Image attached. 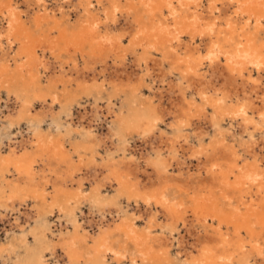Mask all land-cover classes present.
<instances>
[{"label":"bare ground","instance_id":"6f19581e","mask_svg":"<svg viewBox=\"0 0 264 264\" xmlns=\"http://www.w3.org/2000/svg\"><path fill=\"white\" fill-rule=\"evenodd\" d=\"M136 1L140 7L136 6L134 0H127V5L120 0H75L74 4L72 0H59L58 10L62 14L70 15V6L73 7L72 10L83 8L80 11L81 16L76 20V33L66 34V30H60L61 28L57 27L59 23L56 24L61 35L59 37L64 42L62 50L65 53L73 51L82 65L81 73L84 77L92 75L90 78L93 83L89 85L80 78L84 83L79 86L80 93L94 98L97 102L101 100L102 93L107 92L108 102L104 110L108 114L116 115V121L109 130L111 144L117 140L114 151L106 150L104 155L95 151L88 164L86 163L83 178L80 180H75V175L82 166L78 163L76 165L66 153H78L87 145L95 146L94 134L90 128L80 132L73 128L70 122V108L67 110L66 119H51V104L57 102L56 89L59 84L63 87L68 81L64 79L66 74L63 66L57 65L59 74L55 75L53 71L48 77L45 76L46 91L40 92V86L43 84V77L40 75L51 70L50 62L45 58L49 53L57 60L59 54L55 56L53 48L37 39L36 43L41 45H33L35 41L33 44L30 42L31 34L21 23V13L15 11L16 7H9L12 4L14 6V0H8L6 8L3 5V8H0V14H4L3 10H10L5 17L9 19L6 23L8 25L4 28L0 26V45L4 41V46L9 50L13 40L18 44L25 43L19 53L26 60V64L16 65L13 71H9L8 64L0 60V88L4 90L12 105L11 108L8 107L5 126L14 129L21 128L24 124L28 135L26 143L29 145H25L21 153L10 150L4 157L0 151V207H8V203H17L19 200L22 207L28 203L38 204L41 213L57 217L55 222L50 223L48 219H40L39 216L36 218L32 213L35 217L32 218L33 221L29 219L32 221L30 222L27 220L29 213L24 214L29 228L24 230L19 227L21 225L15 223L14 226L19 231H14L8 241L10 253L5 254L6 249L1 247L0 254L8 255L12 264H252V261L257 262V257L263 258L260 264H264L263 250L258 247L259 241L264 244V163L262 165V161H257V157L253 155L254 146L259 147V138L264 144V45L257 46L260 41L258 36L261 32L264 33V28L260 27L264 19V0H155L153 7H148L150 0ZM203 1L210 7L206 11L202 8ZM23 3L29 8L31 0H24ZM217 4L226 9L230 8L229 11L233 9L229 15L222 17ZM38 5L43 13L36 17V26L41 27L43 21L49 19L54 25V13L48 9L46 0H38ZM130 14L134 15V18L130 19L132 22L128 19ZM244 17L248 20L247 25L251 19L257 23L253 37L242 35L240 21ZM121 21L123 25L118 26L117 23ZM196 39H200L199 42H196ZM109 54L114 57L111 63L113 68H123L128 56H131L134 63L132 65L143 75L134 76V79L133 76L128 78L127 85L125 82H121L124 85H116L111 80L107 82V87L105 81L98 82L99 76H104ZM43 58L46 61L39 62L42 63L43 73L39 72L41 67L36 62L37 66H33L34 74L24 77L25 69L29 68L26 65ZM204 64L208 65L207 70L210 72L208 80H204V76L201 78L202 75L199 74ZM96 65L103 67L101 71L97 70L98 73L95 71ZM77 69L73 66L71 71L77 72ZM153 72L160 73V83L168 80L167 78L178 79L175 88L171 90L179 92L181 103L171 112L172 122L166 132H162L159 126L163 118L160 106H153L152 100H141L145 77L151 78ZM156 77L158 78L156 75L151 82H155ZM238 78L242 81V87H248L249 90L247 93L242 88L240 96V92L232 94L230 88L227 89L228 85L230 87ZM73 95L67 98L65 96L69 107L76 96ZM50 96L52 102L45 107L46 98ZM122 97L124 106L114 110L116 106L113 101L121 100ZM194 97L201 100V107H196ZM36 104L44 108L42 112H33ZM94 110V116L100 119L103 114L101 108L95 105ZM209 110V127L220 136L214 138L211 144L205 145L200 129L192 131L191 128L194 126L193 119L201 114L207 117ZM47 119L51 122L45 131L43 125ZM226 120L233 124L238 123L233 121L240 120V128L248 134L249 146L246 147L251 152L243 149L245 154L252 155V164L246 171L238 167L240 161H245L246 155L243 156L244 153L240 154L234 147H227L225 138L221 137V125ZM131 133H135L139 140L148 142L152 150L150 155L144 158H127L131 143L123 139V134ZM73 136L81 138L71 140ZM66 144L70 146V150ZM162 145L165 146L164 150ZM179 149L185 152L184 155L189 154V157L198 160L201 156L205 158L195 176L198 180L196 186L192 188L197 193L191 198L193 216L204 224L208 218L218 221V227L216 230L212 228V234L205 232L202 238L196 237L191 245L184 238H176L177 224L181 222L185 226L187 209L176 195H173L175 201L171 203L166 187L168 182L164 179L169 172L167 168L171 166V161L178 160ZM216 152L219 153V158H215ZM44 158L49 161L44 163L47 170L36 166L38 161L40 163ZM53 160L57 162L56 167L50 165ZM141 167L144 169L145 182L139 180L137 175ZM149 167L152 168V173L155 172L153 176L146 174V168ZM221 167L225 173H218L216 178L215 172ZM9 173L13 177L10 181L7 178ZM231 177L235 179L234 184L229 183ZM202 178L205 179L202 181ZM21 179L23 183L20 184ZM65 180L76 181L77 187L70 191L67 184L65 188L59 185L60 181ZM84 180L89 181L91 185L87 191L82 188ZM107 185L112 189V193L104 192ZM46 187L52 188L53 192H48ZM232 190L238 193L237 198L233 194L238 202L235 203L236 207H230L228 204L231 203L228 195ZM205 191L213 192L210 200L202 197ZM122 201L125 206H122ZM130 205L135 211L127 210ZM241 206L244 212L241 211ZM85 207L91 216L98 218L94 220V232L85 230L86 221H83L84 224L80 222L81 216L77 214V211L82 213L81 208ZM25 208L26 206L23 209ZM225 208L228 213L223 215L222 210H226ZM144 211L148 212L147 221L142 224L143 227L137 226L143 215L140 216L139 213ZM158 213L162 214L163 221L157 218ZM33 215L30 214V217ZM108 218L110 224H104ZM157 219L160 223H157ZM223 226L227 230L229 226L234 227L235 235L230 237L227 231L222 230ZM155 227L159 228L158 234L154 233L157 230ZM190 228L189 226L185 229L192 235ZM241 231L248 234L247 242L240 237ZM171 247L177 250V254L183 253L184 259H176L178 255L175 258V255L170 254ZM47 255L50 258H47ZM50 259L53 261L49 262Z\"/></svg>","mask_w":264,"mask_h":264},{"label":"rangeland","instance_id":"374dc122","mask_svg":"<svg viewBox=\"0 0 264 264\" xmlns=\"http://www.w3.org/2000/svg\"><path fill=\"white\" fill-rule=\"evenodd\" d=\"M123 4H126L127 5V0H120ZM148 1V0H147ZM181 1H186V0H181ZM24 0H14V6L12 4V6H9L10 8H13V7H16L17 10H15L17 13L19 12V14L21 15V23L22 25L24 26V28L31 34V40L30 42L32 43L33 41L34 44L33 45H39L37 44V40H39L42 44H47L48 46H50L51 48L54 49V54L56 56V54L58 55L59 54V57L57 58V60H55L56 58L54 57V55H50L49 53L47 54V57L45 58L47 61L50 62V68L52 70V68H56L55 70H48L46 72V74H41L40 77H43L41 78V81H42V85L40 86V92L44 93L46 91V77L45 76H49L52 74V72L54 71V74L57 75L59 74L58 73V66H63L64 69H65V85L62 87V85L59 84V87L58 89H56V100L57 102L55 101L53 103V105L51 104V107H52V112H53V116L51 117V119H66V114L68 113L69 111V108L71 109V112L72 113V124H73V128L80 132V131H84L86 129H91L93 134H94V141H95V146L93 145H87L83 148H81V150H79L78 153H75V151L71 152V151H68V153H66V156H71L72 158V161L74 163H78L79 166H82V168L80 167V170H79V173L77 172V175H75V180H80L81 178H83V173H84V168H86V163L88 164L90 158H91V155L93 153H95V151H98L99 153H102L104 155L105 151L107 150L108 152H112L114 151V144L117 143V140L115 139V143L113 142V145L111 144V133L109 132L110 129H112V126L114 125V122L116 121V115L115 114H108L106 112L105 107L107 105V102H108V96H107V92L105 93H102L101 95V100H98L97 102L94 101V98L92 97H88V96H85V94H81L80 93V89H79V86L84 84L83 82H85V84H92L93 83V80L90 78V76H86L85 77L83 76V74L81 73V67L82 65L79 63V60L77 59V57L73 54V51L70 50V53H65L62 48H63V40L60 38L61 35L59 33V31H57V28H56V24L59 23V26L57 27H60L59 29L60 30H66V34H69L71 32L72 33H76L77 31V28L75 27L76 26V20L79 19V17L81 16V12L83 10V8L81 7H78L76 10L71 8L70 6V9L72 12H70V15H67V14H62L58 9H60L59 7V0L58 2L56 0H46L47 4H48V9L50 11H53V15H54V19L55 20V24L53 25V21H51L49 19V21H43V23L41 24V27H37L36 26V17H39V15H41V13L43 12H40V9L41 8L39 5H38V0H31V3H30V6L29 8L23 3ZM37 2V4H36ZM136 2V4L138 3L136 0H134V3ZM3 3V4H2ZM72 3L74 4L75 3V0H72ZM150 4H148V7H153L154 6V3H155V0H150L149 2ZM8 4V0H0V8H6L5 6ZM202 8H203V11L205 10H208L210 7L209 5L203 1L202 3ZM3 5V7H2ZM150 5V6H149ZM220 5V6H219ZM36 6V7H35ZM39 6V7H38ZM137 7L140 5L137 4L136 5ZM27 7V8H26ZM244 7V6H243ZM243 7L241 8V10H243ZM245 8V7H244ZM33 9V10H32ZM217 9L220 10V15H229L232 11H229V9H226L224 8L223 5L221 4H217ZM226 9V10H225ZM246 9V8H245ZM35 10V11H34ZM76 12H75V11ZM202 11V9H201ZM8 12L9 11H4L3 10V13L4 14H0V26L2 28L5 27V25L7 26L8 24V21L9 19L8 18H5L6 16H8ZM66 12V11H65ZM228 12V13H227ZM27 13V14H26ZM40 13V14H39ZM7 14V15H6ZM35 14V15H34ZM37 14V15H36ZM26 15V16H25ZM67 15V16H66ZM263 15V14H262ZM69 16V17H68ZM79 16V17H78ZM222 16V17H224ZM63 17V18H62ZM60 18V20H59ZM66 18H70L69 20H66ZM133 19L134 18V15L133 14H130V16L128 17V19ZM7 19V20H6ZM23 19V20H22ZM2 20V21H1ZM5 20V21H4ZM128 20V24H130V22H132L130 20L129 22ZM23 21V22H22ZM25 21V22H24ZM59 21V22H57ZM245 21V22H244ZM247 18L244 17L243 19H241L240 21V25L241 27L243 28V31H242V35L244 37H253L254 36V30H255V25L257 24L256 21L254 20H250V23H248L247 25ZM254 21V23H253ZM2 22V23H1ZM27 22V23H26ZM47 24H45V23ZM57 22V23H56ZM63 24H61V23ZM243 22V23H242ZM123 22H118L117 25L120 26L123 25L122 24ZM45 24V25H44ZM68 24V25H67ZM254 24V26H253ZM4 25V26H3ZM29 25V26H28ZM63 25V26H62ZM67 25V26H66ZM245 25V27H244ZM173 26V25H172ZM51 27H53L51 29ZM55 27V28H54ZM65 27V29H64ZM67 27V28H66ZM72 28L70 30V28ZM260 27L263 29L264 28V19L263 21H261L260 23ZM69 28V29H68ZM37 29V30H36ZM48 29H51L50 31ZM54 29V30H53ZM75 32H74V31ZM261 30V29H260ZM49 31V32H47ZM54 33H52V32ZM48 33V34H47ZM264 33H260V35L258 36L259 40L257 42V46H261V45H264ZM47 35V38L45 39V36ZM49 35V37H48ZM60 35V37H59ZM70 35V34H69ZM37 37V38H36ZM43 37H44V40H43ZM58 37V38H57ZM66 38H68V36H66ZM184 38H186V36H184ZM37 39V40H36ZM43 41H41V40ZM58 39V40H57ZM45 40L48 41V43L45 42ZM186 40V39H185ZM198 40L200 39H196V42H199ZM38 41V42H39ZM29 42V43H30ZM28 43V44H29ZM63 43V44H62ZM25 45V43H22V44H18L16 43L14 40H13V43H12V47L11 49L8 50V48H6V46H4V41H2V45L1 48H0V60H3L5 61L6 64H8V67H9V71L14 69V67L19 66L21 64H24L25 63V58L24 56H20V53L19 52H22V47ZM41 45V44H40ZM55 47V48H54ZM7 49V50H6ZM61 49V50H60ZM6 52L4 55L3 53ZM9 52V53H8ZM15 53V54H14ZM2 54V55H1ZM8 54V55H7ZM181 54V52H180ZM14 55V56H13ZM18 55V56H17ZM182 55V54H181ZM14 57V58H13ZM55 59H54V58ZM112 54H109L108 57H107V65H106V70L104 71V76H99L98 78V82H103L105 81L106 83L109 81L112 80L113 83H115L116 85H127L126 83L128 82L127 79L128 78H133L134 79V76H141L143 75L141 72H138L136 71L137 69L134 68V66L132 64L133 63V60L131 59L132 57L128 56L127 58V63L125 62V64L123 65V68L122 67H115L113 68L112 64L113 63V59L114 57ZM24 58V59H23ZM63 58V59H62ZM110 58V59H108ZM44 58L43 59H39L37 61H34L32 63H29L27 66L28 69H25L24 71V74L25 75L24 77H28L30 75H33L34 72H35V69L33 66H40L42 65L43 62H45ZM74 59V60H73ZM76 60V61H75ZM112 62H111V61ZM42 62V63H39V62ZM67 61V62H66ZM38 64H37V63ZM57 62V64H55ZM59 62V63H58ZM78 62V63H77ZM73 63V65H72ZM26 64V63H25ZM34 64V65H32ZM37 64V65H36ZM52 64V65H51ZM55 64V65H53ZM75 64V65H74ZM79 64V65H78ZM31 65V66H29ZM205 66H202V70H200L199 74L202 75L201 78H203L204 76V80H208L209 78V75H210V72L207 70L208 69V65L207 64H204ZM52 66V67H51ZM73 66H76L78 69H77V72L76 71H71V69L73 68ZM71 67V68H69ZM103 69V67H100V65H96V72L98 73V71H101ZM31 74H30V72ZM98 70V71H97ZM43 68L41 67L39 72L43 73ZM50 71V72H49ZM33 72V73H32ZM70 72V73H69ZM95 72V73H96ZM119 72V73H118ZM77 73V74H76ZM158 73V74H157ZM253 74V73H252ZM69 75V76H68ZM71 75V76H70ZM123 75V76H122ZM158 76V78L154 79L155 82H151V79H153L155 76ZM79 76V77H78ZM106 76V77H105ZM207 76V77H206ZM82 77V78H81ZM87 77V78H86ZM90 79H89V78ZM159 77H160V73L159 72H153L152 73V76L151 78H147L145 77V83H144V88L142 87L141 91H142V95H141V100L142 101H146L148 102L149 100H152L153 102V106H160L159 109L163 110V118H162V122L161 124L159 125L160 128H161V131L162 132H166L167 130H169L168 128V125L172 122V115H171V112L172 111H175L176 108H178V106H180L179 103H181V98L179 97V92L177 90H175L176 92H174V90H171L172 88L174 89L176 83H178V79H176V77H172V79H169L167 78L168 80H165V82L163 83H160L159 82ZM77 78V80H76ZM83 79L81 81V79ZM85 78V79H84ZM206 78V79H205ZM2 79V78H0ZM124 79V80H123ZM150 79V80H149ZM175 79V80H174ZM71 80V81H70ZM75 80V82H74ZM92 80V81H91ZM115 80V81H114ZM173 80V81H172ZM1 81V80H0ZM77 81V83H76ZM117 81H118V84H117ZM168 81V82H167ZM69 82V83H68ZM81 82V83H80ZM88 82V83H86ZM104 82V84L109 87L108 83L106 84ZM121 82H125L124 84L121 83ZM170 82V83H169ZM121 83V84H120ZM242 81L241 79H237L234 83L230 84V87L228 85L227 89H229L230 93L232 92L233 93H236L238 94L239 92V96L242 92V85H241ZM68 84V85H67ZM75 84V85H74ZM174 84V85H173ZM1 85V84H0ZM130 86V85H129ZM65 87V88H64ZM163 87V89H162ZM45 88V89H44ZM167 88V89H166ZM162 90V91H161ZM243 90H248V87L246 88H243ZM4 90L0 88V151H1V156H6L8 151L10 150H14L15 152L17 153H21L23 150H24V147L25 145L27 146L28 144L26 143V141L28 140V135H27V132H26V127L24 124L21 125V128H8L6 125V114H8V107L11 108L12 105L11 103L8 101L7 99V95L5 92H3ZM173 91V92H172ZM237 91V92H236ZM245 91V92H246ZM249 91V90H248ZM247 91V93H248ZM154 92V93H153ZM5 93V94H4ZM66 93V94H65ZM70 93H72L71 95H69ZM159 93V95H158ZM3 94V95H2ZM74 94V95H73ZM190 94V91H188V95ZM75 96L74 98V101L72 102V105L69 107V103L66 104V98L68 96ZM169 95V96H168ZM66 96V98H65ZM189 97V96H188ZM48 98V99H47ZM46 100H47V103L46 105H44L45 107L49 106V102L51 103L52 101L50 100L51 99V96L50 98L47 97ZM59 100H58V99ZM161 98V99H159ZM168 98V99H167ZM195 98V102L194 104H196V107H201L202 104L201 103V100L197 97H194ZM198 99V100H197ZM8 101V102H7ZM161 101V102H160ZM113 103L115 104L114 106V110H118L121 106H124V97H122V99L120 100H114ZM40 104H36L35 106V109H34V113H40L43 111V107L42 106H39ZM95 105H98L99 108H101V111L103 112V114L101 115V120L97 117H95V113L96 111L94 110L95 109ZM104 107V108H103ZM39 108V109H38ZM68 108V109H67ZM41 109V110H40ZM171 111H170V110ZM37 110V111H36ZM68 110V111H67ZM36 111V112H35ZM67 111V112H66ZM165 111V112H164ZM195 113V112H193ZM208 113V114H207ZM206 113V116L205 117L204 115H199V117H195L193 119V124L194 126L192 125V131L196 130V129H200L201 131V137H203L204 139V144L205 145H208L209 143L211 144V141L214 140V138H218L220 136V134L215 133L213 132L210 127H209V116H210V113L211 111H207ZM251 115V114H250ZM115 118V119H114ZM202 119V120H201ZM48 121L46 123H44L43 125V129L46 131L48 129V124L51 122L50 119H47ZM200 120V121H199ZM240 120H237V121H233V122H238V123H232L230 122L229 120H226L224 121L221 125L222 126V131H223V134H221V137L225 138V143H226V146L227 147H234L233 149H236V151H239L240 154H243L246 155L245 158V161H240L239 163V168L241 170V168L243 170H248V168H250L249 166L252 164V158H251V154H245V151L244 149L248 150L249 152H251L250 149H247L246 146H249V138H248V134H246V132H244L243 129H241L242 127L240 126V123H239ZM196 123V125H195ZM206 126V127H205ZM209 129H206L208 128ZM241 127V128H240ZM228 129V130H227ZM211 130V131H210ZM241 132V133H240ZM135 133H131L130 135H127V134H123L124 138L123 139H127L128 143L130 144V152L128 151L127 152V158L129 156H133L134 158H140V157H146L147 155H150L152 153V150L150 148V145L148 144V142H143L141 140H139L138 138H136L137 136L134 135ZM223 135V136H222ZM136 136V137H135ZM257 136V135H256ZM133 137V138H132ZM75 138L80 139L81 136H73L71 140H74ZM258 139V137H256ZM25 139V140H24ZM11 140V141H10ZM105 140V141H104ZM130 141V142H129ZM11 142V143H10ZM260 142V143H259ZM207 143V144H206ZM241 143V144H240ZM259 143V144H258ZM108 144V145H107ZM149 145V146H148ZM2 146V148H1ZM29 146V145H28ZM259 146V147H258ZM263 146V147H262ZM66 147L70 150V146L66 144ZM163 148V150L165 149V146L162 145L161 146ZM257 147L254 146V153L253 155H255L257 157V161H262V165L264 163V160H262V158L264 159V144H262V141L260 140L259 138V141L257 140ZM17 148V149H16ZM244 148V149H243ZM238 149V150H237ZM260 149V150H259ZM262 149V150H261ZM240 150H243V151H240ZM256 151V152H255ZM58 152V151H57ZM183 152V155L181 156ZM243 152V153H242ZM217 156L215 158H219V153L216 152ZM185 152L180 150L179 149V153H178V160L177 159H174L171 161V166L167 169H169L168 173H167V176L164 178L168 183L166 185L167 187V191L169 193V197L171 198V203H173L175 201V199H173V195H176L178 196V199H181L183 202H184V207L187 209L186 212H187V217L185 219V226H183V224L180 222L178 223L177 225V232H176V238L180 237L179 239L181 238H184L186 240L187 243H189V245L193 244L195 242V239L196 237L199 236V238L203 237L204 233L205 232H208V233H213V229L216 230V228L218 227V221L216 219H207L206 221V224H204L203 221H197L195 219V217L193 216V208H192V202H191V198H193L197 193L194 192V189L193 186L195 185L196 186V182L198 181L197 178L195 177L196 176V173L198 172V169L201 168L202 166V163L204 162L205 158L203 156H201V158L198 160L197 158H192V157H189V154L188 155H184ZM258 154V156H257ZM165 155V154H164ZM249 155V156H248ZM187 156V157H185ZM261 156V157H260ZM183 159H182V158ZM189 157V159H187ZM203 157V158H202ZM247 157L249 159H247ZM116 158L118 159L119 157L116 156ZM127 158L125 160H127ZM180 158V159H179ZM251 158V159H250ZM248 161H247V160ZM45 160V161H44ZM180 160H183V161H180ZM198 160V161H197ZM43 165H42V163ZM39 163H37L36 166H38L37 168H44V170H47V166L44 167V163L47 164L49 161L46 160V158L43 159V161H41ZM244 162V163H243ZM186 163V164H185ZM190 163V164H189ZM52 164L56 167V160H53V161H50V165L52 166ZM85 164V165H84ZM200 164V165H199ZM184 165V166H183ZM186 165H189V166H186ZM244 165V166H243ZM40 166V167H39ZM52 166V167H54ZM176 167V168H175ZM178 168V169H177ZM190 170H188V169ZM149 169V170H148ZM262 169H264V165L262 166ZM143 168L141 167L140 169V172L137 173L138 177H139V180H141L142 182H145L146 178L143 174ZM221 170V171H219ZM173 171V172H172ZM146 174L150 175V176H153L155 174L152 173L153 170L152 168H146ZM183 175H181V174ZM218 173H225V170L223 167L219 168L216 172H215V177L218 178ZM169 174V175H168ZM174 174V175H173ZM176 174V175H175ZM177 174H180L177 175ZM190 174V175H189ZM237 174V172L235 173V175ZM9 177H7L9 179V181L11 179H13V177L10 175V173L8 174ZM80 176V177H79ZM183 176V177H182ZM11 178V179H10ZM2 179V178H0ZM154 179V178H153ZM205 178H202V181L204 180ZM234 177L232 178L231 177V180L229 181V183L231 184H234L235 182V179L233 181ZM74 180V181H75ZM155 180V179H154ZM218 180V179H217ZM23 179H21L19 181V183H23L22 182ZM176 182L178 184H176ZM67 186H70L68 190H72L74 188L77 187V184H76V181L73 182V181H68V180H65V181H60L59 182V185H61L62 187H66ZM72 184V185H71ZM169 184V185H168ZM186 184V185H185ZM64 185V186H63ZM76 185V186H75ZM179 185V186H178ZM90 183L89 181H82V188L87 191L90 187ZM50 187V186H48ZM186 187V188H185ZM47 188V187H46ZM191 188V189H190ZM48 189V192L52 193L53 192V189L52 188H47ZM108 189V190H107ZM106 190V191H105ZM178 190V191H177ZM192 190V191H191ZM189 191V193H188ZM104 192H109V193H112V189L109 188V185H107L105 188H104ZM181 192V193H180ZM233 194L234 196H236L235 198H237L238 193L234 192V190H232L231 192H229V199L231 201V203H228L230 205V207H236V204L238 203L234 197H233ZM212 195H213V192L212 193H207L206 191L202 194V197H205V199H209L212 198ZM210 196V197H209ZM231 196V198H230ZM168 198V199H170ZM16 200V199H15ZM177 200V199H176ZM19 200H17L15 203V201H13L11 204L8 203V207H0V248H5L6 252H4L5 254H8L10 253V248L8 247V241L12 238L13 236V232L16 231V233H18V228H16V226H14L15 223H18L17 225H21L19 227H22L24 228V230H27L29 228L28 224L29 222L25 221L26 218H25V215L28 214L29 215V218L27 219L28 221L32 222L33 221V217L36 216H39L40 219H48V221L50 223H53L56 221L57 217H51L50 215L48 214H44V213H41L40 211V208L38 206V204L34 205V204H31V203H28L25 208V210L23 209L25 206H21L19 205ZM123 202V201H122ZM236 203V204H235ZM18 204V205H17ZM31 204V205H30ZM12 205V207H11ZM17 205V206H16ZM74 206V203L72 204ZM20 208H19V207ZM122 206H125V203L123 202L122 203ZM10 207V208H9ZM130 207V208H129ZM127 210L129 212H133L135 211L134 209H132V205H130ZM256 207V206H255ZM28 208V209H27ZM29 208L31 210H29ZM5 209V210H4ZM10 211H7L9 210ZM12 209V210H11ZM35 209V211H34ZM226 209V208H225ZM242 209L241 211L244 212L243 210V206H241ZM30 211V212H28ZM81 211L82 213H79L77 211V214L79 216H81L79 219H80V222L83 223V221H86L84 222V227H85V230L87 229V231H90V232H94L96 230L95 228V223H94V220H98L97 217H93L89 214V211L88 209L85 207L84 209L81 208ZM143 211V210H142ZM35 215H33V214ZM40 213V214H39ZM139 213V212H138ZM147 213L148 212H145L144 213H139V215L141 216L142 214V219L139 223H137V226H141L143 227V223H145L147 221ZM192 213V214H191ZM222 213L223 215H226L228 212H227V209L226 210H222ZM2 214V215H1ZM25 214V215H24ZM30 214L33 215L30 217ZM81 214V215H80ZM159 214V215H158ZM158 219L161 221H163V217H162V214L158 213ZM50 216V218H49ZM145 216V217H143ZM182 216V214H180V217ZM93 217V218H92ZM82 218V219H81ZM162 218V219H161ZM25 219V220H24ZM31 219V220H29ZM157 219V223H160V221ZM25 222H24V221ZM212 220V221H211ZM110 218L106 219L104 221V224L105 223H109L110 224ZM193 221V222H192ZM197 221V222H196ZM89 222V223H88ZM28 223V224H27ZM91 223V224H90ZM16 225V224H15ZM155 225V224H154ZM13 226V227H12ZM191 227L190 228V232L192 235H189L190 233H187L186 232V229L187 227ZM209 226H212L211 228H209ZM15 227V228H14ZM208 228V229H207ZM213 228V229H212ZM157 229V230H156ZM155 230L154 233L155 234H158L159 232V228L158 227H155ZM196 230V231H195ZM223 231H227L228 232V235L231 237L233 234L235 235V229L234 227L232 226H229V229L227 230V228L225 226H223L222 228ZM232 232V233H231ZM259 232V231H258ZM196 234V235H195ZM18 235V234H17ZM16 235V236H17ZM233 235V236H234ZM232 236V237H233ZM241 238H243V240L245 242L248 241V234L244 233L243 231H241V235H240ZM260 246V248L263 250V256L264 257V244L259 241L258 242V247ZM8 248V249H7ZM174 248H169V252L170 254L172 255H175V258L177 256L176 259L180 258L181 260L184 259L183 257V253L182 254H177V250L174 249ZM173 250V251H172ZM249 251V250H248ZM4 253H1L0 256V264H12L9 262L8 260V255H5ZM4 254V255H3ZM12 255V254H11ZM10 255V256H11ZM255 255V254H254ZM59 256V255H58ZM47 258H50L49 255L46 256ZM1 258H4L3 261ZM6 258V259H5ZM57 258V257H56ZM257 262H254L252 261V264H260L262 259L261 257H257ZM260 261H259V260ZM53 260H49V262H52Z\"/></svg>","mask_w":264,"mask_h":264}]
</instances>
